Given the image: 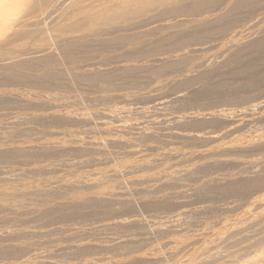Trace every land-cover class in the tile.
<instances>
[{"label": "rangeland", "instance_id": "1", "mask_svg": "<svg viewBox=\"0 0 264 264\" xmlns=\"http://www.w3.org/2000/svg\"><path fill=\"white\" fill-rule=\"evenodd\" d=\"M35 1L42 10L48 6ZM98 1L79 0L76 8L103 4ZM211 1L199 15L179 18L186 24L169 34L163 27L151 30L158 33L152 36L142 28L81 32L69 64L57 47L50 56L26 53L33 46L10 44L25 39H0V264H180L186 258L188 264H264V0ZM38 7L36 15L24 10L14 23L32 37L43 28L33 25ZM65 7L52 10L50 18ZM196 17H211L213 25L200 27ZM182 134L215 139L198 143L179 139ZM251 141L253 148L216 151ZM110 190L107 200H71Z\"/></svg>", "mask_w": 264, "mask_h": 264}, {"label": "bare ground", "instance_id": "2", "mask_svg": "<svg viewBox=\"0 0 264 264\" xmlns=\"http://www.w3.org/2000/svg\"><path fill=\"white\" fill-rule=\"evenodd\" d=\"M78 1L79 0H44V3H43V5L45 4V5H48V6H46L47 8H44L43 10L40 8V6H39V3H38V5L36 6V1L35 0H4L3 1V5H1L0 4V39H4V41H9V40H11V39H14V38H22V40H24L25 39V41H23V43L22 44H20V45H18V44H16V43H14L13 41L10 43V44H15V46H17V47H15L14 49H17L18 47H21V46H28V45H30V46H33L32 48H30V49H28V52H26V53H37V52H39V53H41V54H43V52H45V53H47L48 55L52 52V49H54V48H56V49H59L58 51H61V54L63 55V58L66 60V61H68V64H69V61H74L75 62V53H76V51L78 50V47H79V37H80V33L81 34H84V32L85 33H90V35L91 34H100V33H103V32H106V31H111L112 33H116L117 31H124V30H134V29H137V31L138 30H140L139 28H142V30L143 31H147V33L149 32V31H151V30H155V31H157L156 29H158L159 30V28L160 27H163L162 29H164V31L166 30V33H168L167 32V30H170L169 31V33H171V31L173 30L174 32H176L174 29H180V26H182L183 24H186L185 23V21H187V20H185V21H183V20H179V18H186V17H191L190 15H199L200 13H201V10L203 9V8H205L206 6H210V5H208L209 4V2H212L211 0H99V1H103V4H101V2H100V4L99 5H97V6H95V5H89V6H83L82 8H76V3H78ZM98 1V2H99ZM213 1H215L216 2V4H217V0H213ZM236 1V0H235ZM250 2L252 1V0H249ZM254 1V0H253ZM256 1V0H255ZM261 1V0H260ZM218 2H219V0H218ZM238 2V1H237ZM246 2V1H245ZM248 2V1H247ZM262 2V1H261ZM81 3V2H80ZM214 3V2H213ZM232 3V2H231ZM249 3V2H248ZM253 3V2H252ZM79 4V3H78ZM215 4V3H214ZM235 4V3H234ZM241 4V3H240ZM239 4V9H241L240 8V6H242V5H240ZM260 4V3H259ZM258 4V5H259ZM41 5V4H40ZM236 5V8L238 7L237 6V4H235ZM244 5V4H243ZM263 5V4H262ZM39 6V7H38ZM63 6H66L65 7V11H61L62 12V14L61 15H59L58 17H51L50 18V16L52 15L51 14V12H55V10L57 9V8H59V7H63ZM213 6V5H212ZM211 6V7H212ZM250 6H252V5H250ZM38 7V13H39V10H40V14L41 15H39L38 13V15H39V17L38 18H36L37 19V21L36 22H34L33 23V25H35V23L38 25V26H43V28L42 27H40V29L41 30H39V32L38 33H36V35L35 36H33L32 37V35H29L27 32H25L24 30H22V28L21 27H23V26H20V25H14V23H16L17 22V20L19 19L18 18V16L21 14V12L22 11H24V10H26V12H28L29 14H33L35 11H36V8ZM233 7H235V6H233ZM247 7H249V6H246V8ZM256 7V6H255ZM260 7V6H259ZM40 8V9H39ZM219 8V7H218ZM243 8V7H242ZM55 9V10H54ZM60 9V8H59ZM206 9H210V8H206ZM222 9V8H221ZM220 9V10H221ZM53 10V11H52ZM64 10V9H63ZM42 11V12H41ZM57 11V10H56ZM213 11V10H212ZM235 11H237V10H235ZM263 11H264V9H263ZM205 12V11H204ZM208 12V11H207ZM241 12V11H240ZM244 12V11H243ZM242 12V13H243ZM254 12V11H253ZM57 13V12H56ZM203 13V12H202ZM210 13H212L211 12V10H210ZM224 13V12H223ZM35 15H36V12L34 13ZM60 14V13H59ZM213 14V13H212ZM237 14V13H236ZM239 14V13H238ZM257 14V13H256ZM260 14V13H259ZM37 15V16H38ZM209 15V14H208ZM214 15H215V13H214ZM234 15V14H233ZM201 16V15H200ZM211 16H213V15H211ZM221 16V15H220ZM263 16V15H262ZM213 17H215V16H213ZM246 17V16H245ZM257 17V16H256ZM53 18V19H52ZM199 18V17H198ZM197 17H196V19H198ZM207 18L208 17H203V18H200V19H198L195 23H197V25L198 26H200V27H210V25H213V24H210V23H212V22H210L209 23V19L211 18H208V20H207ZM257 18H259V17H257ZM262 18V17H261ZM188 19V18H187ZM192 19V18H191ZM196 19H194V21L196 20ZM216 19V18H215ZM225 19V18H224ZM250 19V18H249ZM35 20V19H34ZM213 20V19H212ZM221 20H223V19H221ZM248 20V19H247ZM251 20V19H250ZM48 21V22H47ZM171 21H173V23L171 22ZM189 21V20H188ZM216 21V20H215ZM236 21V20H235ZM258 21V20H257ZM261 21V20H260ZM260 21H258V22H260ZM45 22H47V26H46V24H45ZM190 22V21H189ZM262 22V21H261ZM163 23V25L161 26V24ZM188 23V22H187ZM234 23V22H233ZM256 23V22H255ZM190 24H192V23H190ZM249 24V23H248ZM261 24V23H260ZM36 25V26H37ZM158 25H160L159 27H158ZM196 25V26H197ZM219 25V24H218ZM247 25V24H246ZM252 25V24H251ZM258 25V24H257ZM149 26H151V27H149ZM188 26H189V24H188ZM217 26V25H216ZM215 26V27H216ZM242 26V25H241ZM146 28L147 27V30H145V29H143V28ZM148 27H149V29H148ZM178 27V28H177ZM183 27H184V25H183ZM192 27V26H191ZM212 27V26H211ZM214 27V28H215ZM245 27V26H244ZM254 27V26H253ZM256 27V26H255ZM182 28V27H181ZM194 28V27H193ZM218 28V27H217ZM240 28H242V27H240ZM239 28V29H240ZM246 28V27H245ZM187 28H185V30H186ZM198 29H200L199 27H198ZM206 28H204V30H205ZM208 30H209V28H207ZM221 29V28H220ZM220 29H218V30H220ZM264 29V28H263ZM183 30H184V28H183ZM184 30V31H185ZM193 30V29H192ZM196 30H197V28H196ZM201 30H203V29H201ZM207 30V31H208ZM213 30V29H212ZM215 31H216V28L214 29ZM224 30V29H223ZM259 30V29H258ZM135 32H136V30H134ZM161 31L164 33V31L163 30H160V32H159V34H162L161 33ZM177 31H180V30H177ZM187 31H188V29H187ZM206 31V30H205ZM210 31H211V29H210ZM215 31H212L213 32V34H214V32ZM225 31V30H224ZM228 31H230V30H228ZM139 32V31H138ZM142 31H140L139 33H141ZM152 32H154V31H151L150 33V35L152 36ZM186 32V31H185ZM185 32H183V34L185 33ZM191 32V31H190ZM218 32V31H217ZM216 32V33H217ZM242 32V31H241ZM240 32V33H241ZM255 32V31H254ZM156 32H154V34H155ZM168 33V34H169ZM196 33V32H195ZM211 33V32H210ZM209 33V34H210ZM35 34V33H34ZM130 34V33H129ZM128 34V35H129ZM137 34V33H136ZM143 34H144V32H143ZM146 34V33H145ZM144 34V35H145ZM156 34H158V33H156ZM173 34V33H172ZM177 34H178V32H177ZM186 34V33H185ZM188 34V33H187ZM191 34V33H190ZM193 34V33H192ZM191 34V35H192ZM197 34V33H196ZM198 34H200L199 32H198ZM198 34H197V36H198ZM203 34V33H202ZM204 34H207L206 32L204 33ZM232 34V33H231ZM247 34H249V33H246V35ZM256 34H258V33H256ZM261 34V33H260ZM85 35V34H84ZM114 35V34H113ZM119 35V34H118ZM124 35H125V33H124ZM127 35V36H128ZM138 35V34H137ZM144 35H142L143 37H141V39H144L145 40V38H144ZM150 35H148V39H149V36ZM194 35V34H193ZM208 35V34H207ZM206 35V36H207ZM223 35V34H222ZM234 35V34H233ZM242 35V34H241ZM29 36H30V38H29ZM130 36V35H129ZM128 36V38L126 39L125 37V41L127 42H129V44H130V42H132L133 40H135V38H130ZM150 36V37H151ZM154 36H158V35H154ZM173 36V35H172ZM171 35H170V37H169V39L172 37ZM179 36V35H178ZM186 36V35H185ZM190 36V35H189ZM188 36V39L191 37H189ZM196 36V37H197ZM201 36V35H200ZM250 36H251V34H250ZM100 37H101V35H100ZM112 37V36H111ZM123 37V36H122ZM138 37V36H137ZM175 37H177V36H175ZM194 37V36H193ZM201 37H203V36H201ZM210 37V36H209ZM218 37V36H217ZM231 37H232V35H231ZM230 37V38H231ZM98 38V37H97ZM139 38H140V34H139ZM153 38V37H152ZM159 38V37H158ZM160 38H163V37H161V35H160ZM168 38V37H167ZM174 38V37H173ZM179 38V37H178ZM178 38L174 41V43L176 42V44H177V42L179 41L178 40ZM183 38H184V35H183ZM186 38V37H185ZM198 38H199V36H198ZM212 38V37H211ZM235 38V37H234ZM233 38V39H234ZM244 38H245V36H244ZM99 39V38H98ZM182 39V38H181ZM187 39V40H188ZM193 39V38H192ZM200 39V38H199ZM202 39V38H201ZM205 39V38H204ZM203 39V40H204ZM221 39V38H220ZM243 39V38H242ZM241 39V40H242ZM250 39V38H249ZM87 40H88V38H87ZM106 40V39H105ZM119 40V39H118ZM117 40V41H118ZM138 40V39H137ZM147 40V39H146ZM145 40V41H146ZM158 40H160V39H158ZM167 41H168V39H166ZM186 40V39H185ZM212 40V39H211ZM224 40V39H223ZM231 40V43L233 44V41H232V39H230ZM236 40V39H235ZM238 40V39H237ZM248 40V39H247ZM3 41V42H4ZM84 41V40H83ZM116 41V42H117ZM119 41H121V40H119ZM119 41H118V43H119ZM139 41H140V39H139ZM141 41H143V40H141ZM140 41V42H141ZM202 41V40H201ZM206 41V40H205ZM204 41V42H205ZM210 41V40H209ZM212 41H214V40H212ZM227 41V40H226ZM240 41V40H239ZM244 40H242V42H243ZM261 41V40H260ZM103 42V41H102ZM108 42V41H107ZM127 42V43H128ZM169 42H171V41H169ZM180 42V41H179ZM178 42V43H179ZM225 42V41H224ZM223 42V43H224ZM234 42H237V41H234ZM245 42V41H244ZM251 42V41H250ZM254 42V41H253ZM97 43H99V42H97ZM127 43H125V46H126V44ZM133 43V42H132ZM131 43V44H132ZM150 43V42H149ZM153 43H154V41H153ZM159 43V42H158ZM182 44L183 43H185V42H181ZM180 43V44H181ZM198 43H200V40H199V42ZM222 43V44H223ZM230 43V44H231ZM107 44V43H106ZM135 44V43H134ZM144 44V42L142 43V45ZM146 44H147V42H146ZM152 44V43H151ZM150 44V45H151ZM179 44V45H180ZM191 44V43H190ZM213 44V43H212ZM225 44V43H224ZM231 44V45H232ZM236 43H234L233 45H235ZM237 44H239V42H237ZM236 44V45H237ZM242 44V43H241ZM259 44H260V42H259ZM101 45V44H100ZM105 45V44H104ZM118 45H120V44H118ZM121 45L123 46V41H121ZM150 45L148 44L147 45V47L149 46L150 47ZM174 45V44H173ZM197 45V44H196ZM225 45H228V43L227 44H225ZM232 45V47L233 48H235L234 46ZM235 45V46H236ZM242 45H245V46H247V43L246 44H242ZM241 45V47H243ZM251 44H248V47L250 46ZM256 45V44H255ZM255 45H253V46H255ZM10 47H12L13 45H9ZM81 46V45H80ZM106 46V45H105ZM128 46V45H127ZM139 46V45H138ZM154 46V45H153ZM180 46H182V45H180ZM184 46H186V45H184ZM183 46V48H185ZM189 46V45H188ZM213 46V45H212ZM86 47V46H85ZM93 47V46H92ZM108 47V46H107ZM124 47V46H123ZM132 47H134L133 45H132ZM137 47V46H136ZM146 47V46H145ZM146 47V48H147ZM159 47V46H158ZM175 47V46H174ZM190 47V46H189ZM214 47V46H213ZM222 47H223V45H222ZM224 47H226V46H224ZM231 47V46H230ZM232 47H231V49H232ZM239 47H240V44H239ZM13 48V47H12ZM11 48V49H12ZM90 48V47H89ZM113 48V47H112ZM112 48H111V50H112ZM130 48V47H129ZM178 48H180V47H178ZM182 48V47H181ZM191 48V47H190ZM194 48V47H193ZM192 48V49H193ZM196 48V47H195ZM209 48V47H208ZM229 48V47H228ZM258 48H259V45H258ZM13 49V50H14ZM98 49H100V48H98ZM97 49V50H98ZM121 49H122V47H121ZM120 49V50H121ZM126 48H124V50H125ZM132 49H134V48H132ZM131 49V50H132ZM135 49H137V48H135ZM163 49V48H162ZM187 49H188V47H187ZM213 49V48H212ZM225 49V48H224ZM242 49V48H241ZM247 49V48H246ZM253 49V48H252ZM263 49H264V47H263ZM55 50V49H54ZM80 50V49H79ZM86 50V49H85ZM117 50V49H116ZM127 50V49H126ZM167 50V49H166ZM171 50V49H170ZM219 50V49H218ZM228 50V49H227ZM230 50V49H229ZM229 50L227 51V52H229ZM240 50V49H239ZM261 50V49H260ZM81 51V50H80ZM95 51V50H94ZM248 51V50H247ZM256 51V50H255ZM57 52V51H56ZM104 52H105V50H104ZM136 52V51H135ZM146 52V51H145ZM148 52V51H147ZM157 52V51H156ZM160 52V51H159ZM167 52V51H166ZM177 52H178V50H177ZM199 52V51H198ZM225 53H226V51H224ZM223 51H222V54L224 53ZM240 52V51H239ZM82 53V52H81ZM129 53V52H128ZM132 53V52H131ZM134 53V52H133ZM138 53V52H137ZM141 53V51L139 52V54ZM174 53V52H173ZM191 53V52H190ZM206 53V52H205ZM218 53V52H217ZM221 53V52H220ZM230 53V52H229ZM232 53V52H231ZM242 53V52H241ZM23 54V53H22ZM127 54V53H126ZM146 54V53H145ZM162 54H163V52H162ZM19 55V54H18ZM17 55V56H18ZM21 55V54H20ZM32 55V54H31ZM45 56H46V54H44ZM47 55V56H48ZM53 55V54H52ZM58 55H59V53H58ZM125 55V54H124ZM135 55H138V54H135ZM147 55V54H146ZM175 56H173V58L175 57V58H178L175 62H179L181 59V56H180V58H179V55H177L176 53L174 54ZM217 55V54H216ZM225 55V54H224ZM237 55V54H236ZM240 55V54H239ZM238 55V56H239ZM22 56L23 55H21V58H22ZM29 56V55H28ZM27 56V57H28ZM50 56V55H49ZM57 56V55H56ZM103 56V55H102ZM144 56V55H143ZM150 56V55H149ZM162 56V55H161ZM185 56V55H184ZM198 56V55H197ZM221 56V55H220ZM34 58H35V56H33ZM43 57V56H42ZM53 57V56H52ZM127 57V56H126ZM142 57V56H141ZM12 57H8V59H9V62H12L10 59H11ZM18 58V57H17ZM17 58H16V60L15 61H17ZM36 58H37V56H36ZM41 58V57H40ZM128 58H130V56L128 57ZM133 58H134V55H133ZM144 58V57H143ZM149 58V57H148ZM167 58V57H166ZM172 58V57H171ZM216 58V57H215ZM224 58V57H223ZM225 58H227V57H225ZM234 58V57H233ZM251 58V57H250ZM23 59H24V57H23ZM30 59H32V58H30ZM29 59V60H30ZM131 59V58H130ZM164 59V58H163ZM169 59V58H168ZM168 59H167V61H168ZM187 59V58H186ZM227 59H229V58H227ZM13 60V59H12ZM19 60H20V56H19ZM28 60V59H27ZM48 60V59H47ZM52 60H54L53 58H52ZM104 60V59H103ZM126 60V59H125ZM166 60V59H165ZM173 60V59H172ZM209 60V59H208ZM216 60V59H215ZM6 61V60H5ZM14 60H13V62H15ZM21 61V60H20ZM50 62H52L51 60H49ZM83 61V60H82ZM120 61V60H119ZM133 61V60H132ZM171 61V60H170ZM169 61V62H170ZM174 61V60H173ZM207 61V60H206ZM223 61V60H222ZM227 61V60H226ZM238 61V60H237ZM2 62V61H1ZM25 61L24 60H22V64L24 63ZM30 62V61H29ZM32 62V61H31ZM37 62V61H36ZM39 62H43L42 60L41 61H39ZM47 62V61H46ZM161 62V61H160ZM219 62V61H218ZM224 62V61H223ZM4 63V62H3ZM33 63V62H32ZM72 63V62H71ZM138 63V62H137ZM198 63V62H197ZM12 64V63H11ZM21 64V65H22ZM38 64V63H37ZM42 64V63H41ZM48 64V63H47ZM49 64H51V63H49ZM52 64H53V62H52ZM56 64V63H55ZM75 64V63H74ZM78 64V63H77ZM134 64V63H133ZM171 64V63H170ZM214 64V63H213ZM212 64V65H213ZM254 64V63H253ZM2 65V64H1ZM0 65V66H1ZM26 65H27V62H26ZM28 65H33V64H28ZM39 66H40V63L38 64ZM73 65V64H72ZM175 65V64H174ZM198 65V64H197ZM202 65H203V63H202ZM229 65V64H228ZM5 66V65H4ZM35 66H37V65H34V67ZM144 66V65H143ZM147 66V65H146ZM205 66V65H204ZM30 67V66H29ZM28 67V68H29ZM32 67V66H31ZM30 67V68H31ZM33 67V68H34ZM55 67V66H54ZM74 67V66H73ZM76 67V66H75ZM148 67V66H147ZM167 67V66H166ZM174 67V66H173ZM190 67V66H189ZM203 67V66H202ZM212 67V66H211ZM214 67V66H213ZM220 67V66H219ZM243 67V66H242ZM150 68V67H149ZM161 68V67H160ZM169 68V67H168ZM231 68V67H230ZM238 68H239V66H238ZM250 68V67H249ZM256 68V67H255ZM4 69V68H3ZM74 69V68H73ZM134 69V68H133ZM152 69V68H151ZM150 69V70H151ZM172 69V68H171ZM193 69V68H192ZM191 69V70H192ZM195 69H197V68H195ZM201 69V68H200ZM203 69V68H202ZM205 69V68H204ZM54 70V69H53ZM132 70V69H131ZM186 70V69H185ZM190 70V69H189ZM250 70V69H249ZM58 71H60V70H58ZM57 71V72H58ZM135 71V70H134ZM138 71V70H137ZM194 71V70H193ZM231 71V70H230ZM21 72V71H20ZM49 72V71H48ZM51 72H52V70H51ZM196 72V71H195ZM210 72V71H209ZM249 72V71H248ZM10 73V72H9ZM50 73V72H49ZM55 73V72H54ZM60 73V72H59ZM104 73H106V72H104ZM130 73V72H129ZM144 73V72H143ZM147 73V72H146ZM191 73H192V71H191ZM198 73V72H197ZM217 73V72H216ZM235 73V72H234ZM47 74V73H46ZM107 74H109V73H107ZM120 74V73H119ZM118 74V75H119ZM139 74V73H138ZM170 74H171V72H170ZM17 76H18V74H16ZM125 75V74H124ZM184 75V74H183ZM103 76V75H102ZM172 76V75H171ZM184 76H186V75H184ZM197 76V75H196ZM264 76V75H263ZM19 77V76H18ZM41 77V76H40ZM49 77V76H48ZM84 77V76H83ZM203 77V76H202ZM262 77V76H261ZM53 78H54V76H53ZM57 78H59V77H57ZM93 78H95V77H93ZM100 78H101V76H100ZM105 78H106V76H105ZM108 78V77H107ZM184 78V77H183ZM45 79H48V78H45ZM91 79V78H90ZM97 79V78H96ZM120 79V78H119ZM185 79V78H184ZM186 79H187V77H186ZM56 80V79H55ZM92 80V79H91ZM175 80V79H174ZM194 80V79H193ZM260 80V79H259ZM94 81H96V80H94ZM102 81H104V79L102 80ZM184 81V80H183ZM202 81V80H201ZM242 81V80H241ZM261 81V80H260ZM106 82V81H105ZM109 82V81H108ZM118 82V81H117ZM169 82H170V80H169ZM180 82V81H179ZM243 82V81H242ZM173 83V82H172ZM177 83V82H176ZM191 83V82H190ZM189 83V84H190ZM244 83V82H243ZM183 84V83H182ZM186 84H188V82L186 83ZM194 84V83H193ZM152 85V84H151ZM177 85V84H176ZM184 85V84H183ZM200 85V84H199ZM248 85V84H247ZM250 85V84H249ZM259 85V84H258ZM263 85V84H262ZM102 86V85H101ZM113 86V85H112ZM174 86V85H173ZM180 86V85H179ZM244 86V85H243ZM202 87V86H201ZM216 87V86H215ZM111 88V87H110ZM194 88V87H193ZM192 89V88H191ZM205 89V88H204ZM223 89V88H222ZM201 91V90H200ZM216 91V90H215ZM218 91V90H217ZM232 91V90H231ZM158 92V91H157ZM234 93H235V91H234ZM260 93V92H259ZM200 97V96H199ZM242 98V97H241ZM70 102V101H69ZM208 102V101H207ZM60 103V102H59ZM195 103V102H194ZM203 103V102H202ZM225 104V103H224ZM72 105V104H71ZM55 106V105H54ZM69 107V106H68ZM213 107V106H212ZM253 107V106H252ZM254 107H256L257 109L259 108H261V106H259V105H257V106H254ZM255 108V109H256ZM236 109V108H235ZM249 109V108H248ZM258 109V110H259ZM81 110V109H80ZM254 110V109H253ZM250 111H252V110H250ZM249 111V112H250ZM245 112V111H244ZM247 112H248V110H247ZM253 112V111H252ZM212 113V112H211ZM69 115V114H68ZM47 116V115H46ZM51 116L52 115H50V118H51ZM55 116V115H54ZM252 116V115H251ZM42 117V116H41ZM22 118V117H21ZM40 118V117H39ZM38 118V119H39ZM47 118V117H46ZM71 120V119H70ZM54 121V120H53ZM81 122V121H80ZM102 124V123H101ZM55 125V124H54ZM103 125V124H102ZM105 125V124H104ZM14 126V125H13ZM116 128H118V130L119 129H121L122 128V126H120V125H118V126H115ZM106 128V127H105ZM115 128V129H116ZM91 131V130H90ZM106 131V130H105ZM115 131V130H114ZM108 132V131H107ZM118 132V131H117ZM75 135V134H74ZM72 136V135H71ZM176 136V135H175ZM23 137V136H22ZM179 139H191V140H195V141H198V143H200V142H208V140H213L214 141V139L215 138H212V137H210V138H206L205 136H204V138L203 137H198V136H194V137H187L186 135H178L177 136ZM68 138V137H67ZM73 138V137H72ZM71 138V139H72ZM69 139V138H68ZM67 139V140H68ZM109 139V138H108ZM107 139V140H108ZM112 139V138H111ZM218 139V138H217ZM256 140V139H255ZM91 141V140H90ZM89 141V142H90ZM93 141V140H92ZM212 141V142H213ZM249 141V140H248ZM257 141H259V140H257ZM77 142V141H76ZM88 142V141H87ZM109 142V141H108ZM187 142H188V140H187ZM192 142V141H191ZM217 142V141H216ZM252 142V141H251ZM256 142V141H255ZM254 141L252 142V143H250L249 145H248V143H245L246 145H243V144H238V145H235V146H231V147H229L228 146V148H226L225 146H223V148H220L221 147V145L219 146V148L216 150V151H218L219 149L220 150H224V152L225 151H227L226 149H230L229 151H231V149H233L234 151L236 150V151H239V150H244V149H247V148H249V147H254L255 145H256V143H255ZM263 142V141H262ZM67 143V142H66ZM78 143H79V141H78ZM83 143V142H82ZM96 143V142H95ZM120 143V142H119ZM194 143V142H193ZM197 143V144H198ZM258 144L260 143V141L259 142H257ZM56 144V143H55ZM64 143H62V145H63ZM68 144V143H67ZM81 144V143H80ZM92 144H94V143H92ZM114 144V143H113ZM262 144H264V142L262 143ZM73 146H74V144H72ZM87 145V144H86ZM31 146V145H30ZM38 146V145H37ZM36 146V147H37ZM43 146V145H42ZM42 146H41V148H42ZM68 146H69V144H68ZM75 146H77V143H76V145ZM81 146V145H80ZM84 146V145H83ZM90 146H91V144H90ZM97 147H98V145H96ZM99 146H100V144H99ZM185 146V145H184ZM24 147V146H23ZM36 147H35V149H36ZM44 147H46V146H44ZM85 147V146H84ZM94 147H95V145H94ZM94 147H93V145H92V148L94 149ZM190 147V146H189ZM200 147V146H199ZM225 147V148H224ZM252 147V148H253ZM263 147V146H262ZM56 148H58V147H56ZM69 148H71V147H69ZM92 148H91V150H92ZM252 148H251V150H252ZM43 149V148H42ZM62 149V148H61ZM80 149H81V147H80ZM84 149H87V148H84ZM95 149H96V147H95ZM99 149V148H98ZM54 150V149H53ZM58 150H59V148H58ZM90 150V149H89ZM88 150V151H89ZM223 150H222V152H223ZM11 152V151H10ZM100 152V151H99ZM169 152V151H168ZM212 152V151H211ZM219 152V151H218ZM165 153V152H164ZM188 153V152H187ZM187 153H185V154H187ZM190 153V152H189ZM204 153H207V152H204ZM257 153V152H256ZM1 154V153H0ZM3 154V153H2ZM160 154V153H159ZM168 154V153H167ZM218 154V153H217ZM132 155V154H131ZM141 155H142V153H141ZM140 155V156H141ZM146 155V154H145ZM144 155V156H145ZM155 155H157V154H155ZM164 155V154H163ZM169 155V154H168ZM179 155V154H178ZM184 155V154H183ZM188 155V154H187ZM190 155V154H189ZM193 155V154H192ZM199 155V154H198ZM151 156V155H150ZM158 156V155H157ZM167 156V155H166ZM171 156V155H170ZM186 156V155H185ZM7 157V156H6ZM161 157H163V156H161ZM173 157H174V154H173ZM179 157V156H178ZM197 157V156H196ZM200 157V156H199ZM209 157V156H208ZM141 158V157H140ZM144 158V157H143ZM152 158V157H151ZM154 158V157H153ZM180 158V157H179ZM105 159V158H104ZM136 159V158H135ZM155 159V158H154ZM159 159V158H158ZM171 159V158H170ZM169 159V160H170ZM177 159V158H176ZM182 159V158H181ZM206 159V158H205ZM264 159V158H263ZM160 160H162V158L160 159ZM168 160V161H169ZM175 160V159H174ZM6 161V160H5ZM96 161V160H95ZM143 162L142 163H144V160H142ZM154 161V160H153ZM156 161H158V160H156ZM164 161V160H163ZM173 161V160H172ZM188 161V160H187ZM220 161V160H219ZM260 161V160H259ZM160 162V161H159ZM165 162V161H164ZM175 162H176V160H175ZM244 162V161H243ZM122 163V162H121ZM131 163H133V162H131ZM162 163V162H161ZM173 163V162H172ZM180 163V162H179ZM250 163V162H249ZM128 164V163H127ZM135 164V163H134ZM148 164H150V163H148ZM147 164V165H148ZM242 164V163H241ZM241 164H239V165H241ZM121 165V164H120ZM123 165V164H122ZM129 165V164H128ZM171 165V164H170ZM124 166H126V165H124ZM137 166V165H136ZM162 166V165H161ZM244 166V165H243ZM68 167V166H67ZM129 167V166H128ZM132 167V166H131ZM130 167V168H131ZM149 167V166H148ZM203 167V166H202ZM127 168V167H126ZM125 168V169H126ZM129 168V169H130ZM132 168H135V166L133 165V167ZM139 168V167H138ZM113 169V168H112ZM111 169V170H112ZM128 169V170H129ZM151 169H152V167H151ZM191 169V168H190ZM195 169V168H194ZM194 169H192V170H194ZM114 170V169H113ZM116 170V169H115ZM171 170V169H170ZM169 170V171H170ZM180 170V169H179ZM169 171H167V175H168V172ZM188 171V170H187ZM105 172H107L106 170H105ZM105 172H104V174H105ZM110 172V171H109ZM165 172L166 171H164V174H165ZM181 172V171H180ZM183 172H184V170H183ZM115 174H116V172H115ZM127 174H128V172H127ZM159 174H160V172H159ZM162 174H163V172H162ZM162 174H160V177H161V175ZM163 174V175H164ZM175 174H176V172H175ZM185 174H186V172H185ZM97 175H99V177L101 176L100 174H97ZM106 176H107V174H105ZM118 175V174H117ZM156 175V174H155ZM163 175H162V178H163ZM183 175V174H182ZM94 176V175H93ZM110 176V175H109ZM114 176H116V175H114ZM129 176V175H128ZM151 176V175H150ZM173 176V175H172ZM179 176H180V174H179ZM178 176V177H179ZM62 177V176H61ZM86 177H87V175H86ZM97 177V176H96ZM103 177H104V175H103ZM117 177V176H116ZM130 177V176H129ZM167 177V176H166ZM171 177V176H170ZM89 179H87V180H90L91 178L90 177H88ZM109 178V177H108ZM117 178H119V177H117ZM155 178V177H154ZM168 178H169V175H168ZM92 179H93V177H92ZM95 179V178H94ZM92 180L91 181V183H99V181L97 180V179H95V180ZM101 179V178H100ZM103 179V178H102ZM107 179V178H106ZM110 179V178H109ZM157 179V178H156ZM161 179V178H160ZM167 179V178H166ZM171 179V178H170ZM173 179V178H172ZM82 180V179H81ZM81 180H78L79 182L81 181ZM104 180V179H103ZM113 180V179H112ZM111 180V181H112ZM114 180H115V178H114ZM141 180H143V179H141ZM140 180V181H141ZM147 180V179H146ZM153 180V179H152ZM76 181V180H75ZM84 181H85V179H84ZM105 181V180H104ZM109 181V180H108ZM131 181V180H130ZM164 181H166V180H164ZM73 182V181H72ZM145 182V181H144ZM143 182V183H144ZM148 182V181H147ZM151 182H153V181H151ZM170 182V181H169ZM57 183H58V181H57ZM61 183V182H60ZM64 183V182H63ZM75 183V182H74ZM78 183V182H77ZM122 183V182H121ZM134 183V182H133ZM139 183V182H138ZM142 183V182H141ZM160 183V182H159ZM162 183V182H161ZM160 183V184H161ZM166 183V182H165ZM46 184H47V182H46ZM86 184H87V182H86ZM101 184H104V183H101ZM157 184H158V182H157ZM157 184L155 183V185L157 186ZM26 185V184H25ZM48 185H49V183H48ZM52 185V184H51ZM51 185H50V187H51ZM81 184H79V186H80ZM99 185V184H98ZM146 185V184H145ZM147 185H149V184H147ZM165 185V184H164ZM24 186V185H23ZM42 186V185H41ZM59 186V185H58ZM57 186V187H58ZM68 186H69V184H68ZM87 186H89V185H87ZM86 186V187H87ZM102 186V185H101ZM104 186V185H103ZM115 186H116V184H115ZM114 186V187H115ZM134 186V185H133ZM141 186H143V185H141ZM152 186H154V185H152ZM159 186V185H158ZM60 187V186H59ZM81 187V186H80ZM93 187V186H92ZM119 187V186H118ZM22 188V187H21ZM38 188V187H37ZM41 188V187H40ZM55 188V187H54ZM61 188H63V186L61 187ZM148 188V187H147ZM158 188V187H157ZM36 189V188H35ZM34 189V190H35ZM42 189H43V187H42ZM56 189V188H55ZM59 189V188H58ZM89 189V188H88ZM111 189V188H110ZM149 189V188H148ZM41 190V189H40ZM54 190V189H53ZM76 190V189H75ZM113 190V189H112ZM232 190V189H231ZM17 191V190H16ZM26 191V190H25ZM36 191H38V190H36ZM35 191V192H36ZM66 191V190H65ZM87 191V190H86ZM109 191V190H108ZM111 191V190H110ZM114 191V190H113ZM117 191V190H116ZM119 191V190H118ZM2 192V191H1ZM21 192V191H20ZM50 192V191H49ZM64 192V191H63ZM83 192V191H82ZM16 193V192H15ZM18 193H19V191H18ZM25 193H27V192H25ZM25 193H23V194H25ZM29 193H30V191H29ZM79 193V192H78ZM88 193V192H87ZM14 193H12V195H13ZM22 194V193H21ZM21 194L19 193V195L21 196ZM36 194V193H35ZM92 194V193H91ZM95 194H97V196H94L93 194V196L94 197H92V196H86V195H76L75 197H73L71 200H72V202L73 201H80V202H82V201H85V199H98V198H101L102 199V197L104 198V196L106 197V196H111V195H113L112 194V191L111 192H102V193H100V192H95ZM115 194V193H114ZM118 194H120V193H118ZM123 194V193H122ZM2 195H3V193H2ZM5 195V194H4ZM4 195H3V197H4ZM16 195H17V193H16ZM19 195H17V197L19 196ZM33 195V194H32ZM31 195V196H32ZM43 195V194H42ZM63 195V194H62ZM6 196H8V195H6ZM5 196V197H6ZM27 195L25 194V197H26ZM61 196V195H60ZM70 196V195H69ZM116 196V195H115ZM124 196V195H123ZM0 197H1V194H0ZM2 197V198H3ZM16 197V198H17ZM24 197V196H23ZM72 197V196H71ZM20 198H22V197H20ZM6 199H8V198H6ZM15 199V198H14ZM63 199V198H62ZM100 199V200H101ZM109 199H110V197H109ZM5 200V199H4ZM28 200V199H27ZM105 200H107V197H106V199ZM6 201V200H5ZM45 201V200H44ZM95 201V200H94ZM98 201V200H97ZM23 202V201H22ZM25 202V201H24ZM86 202V201H85ZM29 203V202H28ZM43 203V202H42ZM45 203V202H44ZM83 203V202H82ZM98 203V202H97ZM9 204V203H8ZM25 204V203H24ZM40 204V203H39ZM48 204V203H47ZM75 204V203H74ZM77 204V203H76ZM75 204V205H76ZM101 204V203H100ZM23 205V204H22ZM27 205V204H26ZM63 205V204H62ZM33 206V205H32ZM50 206V205H49ZM20 207H22V206H20ZM58 207V206H57ZM56 207V208H57ZM75 207V206H74ZM26 208V207H25ZM61 208V207H60ZM255 208V207H254ZM29 209V208H28ZM31 209V208H30ZM43 209V208H42ZM56 210V209H55ZM23 211V210H22ZM38 211V210H37ZM255 211V210H254ZM26 212V211H25ZM21 213V212H20ZM32 213V212H31ZM42 213V212H41ZM46 213V212H45ZM50 213V212H49ZM23 214V213H22ZM37 214V213H36ZM251 215H252V213H251ZM50 216V215H49ZM253 216V215H252ZM72 218V217H71ZM244 219H245V217H243ZM256 218V217H255ZM2 219V218H1ZM249 219V218H248ZM170 220V219H169ZM240 221H241V219H239ZM172 221V220H171ZM32 222V221H31ZM168 222V221H167ZM119 223V222H118ZM166 223V222H165ZM243 223V222H242ZM113 224V223H112ZM121 225H122V223H120ZM169 224V223H168ZM117 225H119V224H113V225H111V227H116ZM107 226V225H106ZM105 226V227H106ZM120 226V225H119ZM124 226V225H123ZM166 226V225H165ZM174 226V225H173ZM172 225H169L168 227L171 229V228H174ZM104 227V228H105ZM108 227V226H107ZM110 227V226H109ZM161 227V226H160ZM167 227V228H168ZM109 229H111V228H109ZM155 229L157 230V227L156 228H154V231H155ZM160 229V228H159ZM175 229V228H174ZM168 230V229H167ZM159 231V230H158ZM172 231H174V230H172ZM207 232V231H206ZM201 235V234H200ZM204 236V235H203ZM216 237V236H215ZM222 237V236H221ZM197 238H200V237H197ZM206 238V237H205ZM213 238H214V236H213ZM174 240H176V239H174ZM216 240V239H215ZM218 240V239H217ZM180 241V240H179ZM179 241H175V242H178L179 243ZM193 241H195V240H193ZM207 242V241H206ZM209 243V242H208ZM166 244V243H165ZM176 244V243H175ZM180 244V243H179ZM204 244V243H203ZM207 244V243H206ZM171 244H169V246H170ZM168 246V247H169ZM173 246V245H172ZM177 247V246H176ZM114 248V247H113ZM174 250V249H173ZM167 251V250H166ZM175 253V252H174ZM193 253V252H192ZM152 255H153V253H151ZM173 254V253H172ZM147 256V255H146ZM195 257V256H194ZM193 257V258H194ZM184 258V257H183ZM183 258H181V259H183ZM187 259V258H186ZM186 259H185V261L184 262H181L180 264H184V263H186ZM135 260V259H134ZM179 260V259H178ZM191 260H192V258H191ZM191 260H189V261H191ZM112 261V260H111ZM120 261V260H119ZM119 261H116V264H117V262H119ZM180 261V260H179ZM183 261V260H182ZM113 262V261H112ZM111 262V263H112ZM121 262V261H120ZM95 263H97V262H95ZM103 263H106V262H103ZM191 263V262H190ZM189 263V264H190ZM193 263V262H192ZM254 263V262H253ZM85 264H88V263H85ZM122 264V263H121ZM187 264H188V259H187ZM250 264H252V263H250Z\"/></svg>", "mask_w": 264, "mask_h": 264}]
</instances>
